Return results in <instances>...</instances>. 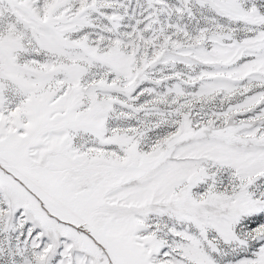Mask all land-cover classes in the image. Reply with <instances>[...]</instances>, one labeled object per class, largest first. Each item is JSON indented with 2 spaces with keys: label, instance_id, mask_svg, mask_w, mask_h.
<instances>
[{
  "label": "snow or ice",
  "instance_id": "snow-or-ice-1",
  "mask_svg": "<svg viewBox=\"0 0 264 264\" xmlns=\"http://www.w3.org/2000/svg\"><path fill=\"white\" fill-rule=\"evenodd\" d=\"M0 264H264V0H0Z\"/></svg>",
  "mask_w": 264,
  "mask_h": 264
}]
</instances>
